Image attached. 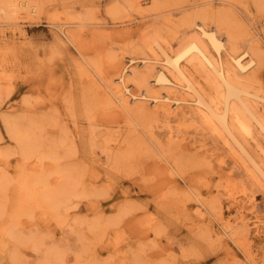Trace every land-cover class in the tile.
<instances>
[{"label": "rangeland", "instance_id": "obj_1", "mask_svg": "<svg viewBox=\"0 0 264 264\" xmlns=\"http://www.w3.org/2000/svg\"><path fill=\"white\" fill-rule=\"evenodd\" d=\"M255 2L36 0L34 13L2 15L0 172L27 168L53 189L64 167L80 177L76 196L37 219L38 250L21 246L29 264H47L48 256L52 264H264V132L254 124L251 133L236 134L244 152L198 118L187 91L181 93L190 100L177 114L157 113L151 98L135 102L126 91L132 117L105 92L111 77L144 69L154 27L161 25L160 42L173 55L193 33L186 12L210 6L236 17L235 32L261 48L255 89L264 94V13ZM154 87L166 95L167 88ZM133 90L145 93L144 86ZM255 106L264 118V101ZM41 112L51 115L48 135L62 143L59 161L33 165L4 117ZM39 190L43 198L48 189L40 183ZM13 250L0 238V264H11Z\"/></svg>", "mask_w": 264, "mask_h": 264}, {"label": "bare ground", "instance_id": "obj_2", "mask_svg": "<svg viewBox=\"0 0 264 264\" xmlns=\"http://www.w3.org/2000/svg\"><path fill=\"white\" fill-rule=\"evenodd\" d=\"M263 1L256 0L264 13ZM194 7L190 5L179 9ZM23 8L31 13L36 12V0H0V18L3 14H16ZM183 19L193 33L182 40L181 48L175 54H169L167 46L160 42L161 25L158 24L160 28L154 27L147 40L152 55L143 57L144 69L140 72L133 70L132 74H127L125 70L119 76L111 77L105 82L108 88L105 92L118 100L115 105L122 112L132 117L131 99L125 96L126 91L131 92L135 102L140 97L151 98L155 101L154 111L164 114H177L185 108L190 99L181 92L187 91L193 96L191 100L198 109V118L208 128L231 136L246 152L236 134L251 133L254 124L264 132V118L258 114L255 106L256 100L264 101V94L255 89L254 71L262 61V50L244 34L236 33L231 22L236 17L226 16L222 10H213L210 6L194 8L188 10ZM67 39L72 41L69 36ZM157 48L161 50L162 57H158ZM197 73L204 78L205 85ZM43 78L40 75L38 79L41 92L44 89ZM151 80L154 81L153 86ZM134 84L144 86L145 93L133 90ZM154 86L167 88L166 95H162ZM171 101L179 106V110H171ZM43 105L45 102L40 101L38 109ZM142 108L148 110L147 105ZM50 119V113L46 112L28 118L4 117L7 131L19 145L18 151L26 157H34L33 165H43L47 159L59 161L57 150L62 142L48 135ZM61 171L62 183L54 189L48 180L34 176L27 168L0 172V238L8 239L14 246L11 264H29L21 246L38 250L40 237L37 219H46L44 213L53 212L78 194L80 177L69 167ZM40 183L48 189L43 198L39 194ZM196 212L203 218L204 212L200 206ZM46 261L52 264L50 256Z\"/></svg>", "mask_w": 264, "mask_h": 264}]
</instances>
